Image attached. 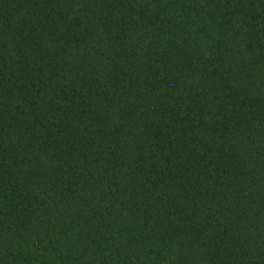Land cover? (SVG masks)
Returning a JSON list of instances; mask_svg holds the SVG:
<instances>
[{
    "label": "trees",
    "instance_id": "1",
    "mask_svg": "<svg viewBox=\"0 0 264 264\" xmlns=\"http://www.w3.org/2000/svg\"><path fill=\"white\" fill-rule=\"evenodd\" d=\"M0 264H264V0H0Z\"/></svg>",
    "mask_w": 264,
    "mask_h": 264
}]
</instances>
